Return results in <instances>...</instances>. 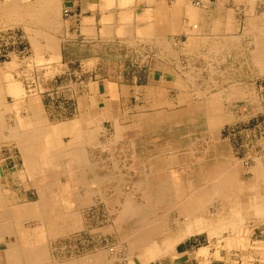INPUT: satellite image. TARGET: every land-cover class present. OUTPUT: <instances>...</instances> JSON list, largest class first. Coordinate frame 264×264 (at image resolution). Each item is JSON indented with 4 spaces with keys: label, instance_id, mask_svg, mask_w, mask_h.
I'll list each match as a JSON object with an SVG mask.
<instances>
[{
    "label": "rangeland",
    "instance_id": "obj_1",
    "mask_svg": "<svg viewBox=\"0 0 264 264\" xmlns=\"http://www.w3.org/2000/svg\"><path fill=\"white\" fill-rule=\"evenodd\" d=\"M6 7L7 5H0V9ZM237 17L239 20L228 22L234 28L229 32L224 31V44L213 53L209 52L211 44L219 38L212 37L206 40L209 42L206 46L200 44L201 46L197 47H192L195 42L191 45L190 39L183 40L179 46H169L167 43L166 46H161L152 43L150 38H145L138 48L135 44L132 45L134 41L128 39L124 44L107 48L111 51L108 52L106 61L101 57V63L97 64L96 69H93V62L83 64L76 58L73 69L66 71L56 65L57 54L56 58H50L49 54L46 56L38 54L39 52L34 53L32 38L29 31L24 29V22L10 20L0 23V89H3L0 90V97L4 96L0 107V127L8 123L12 124V127L16 125L18 121L15 114L28 115L29 103L41 110L50 125L71 122L78 118L82 120L81 116L87 115L88 109L104 106V102L99 100L102 98L107 102V109L112 114L102 121L95 117L86 118V127L97 129V143L85 144V147H82L90 166L96 165L101 173L104 172L107 176L111 173L119 179L116 182L119 192L115 193L110 184L103 186V190L89 194L84 188L80 192L82 204L77 210L78 213L73 212L76 209L70 208L71 206L67 208L73 212L70 214L72 222H68L64 214L59 215L54 213L53 208L51 211L45 207L44 218L47 217L49 223L45 224L47 229L41 231L43 235L40 234L39 238L30 237L25 244L23 241L19 243H23L26 249L31 245L45 248L48 260L39 264H93L94 261L98 264H167L165 261L175 255V246L188 239L196 245L192 251L193 255L190 254L193 257L191 264H264V219L260 218V215L247 216L240 225H236L231 213L226 210L224 222L227 227L222 231V236H218L211 235L209 230L218 229L222 225L219 217L213 213L216 207L214 205L207 208L202 216L206 218V228L191 233L186 229L189 224L185 226L182 216L169 212L166 220L167 232L153 240L157 248L149 246L143 251L132 248L126 235H123L126 231L122 228L131 223V216L123 214L128 196L132 197L129 198L130 204L136 203L138 208L147 202L142 193L132 192L135 190L137 175L140 174L139 177L144 173L141 166H138L139 170L137 167L133 168L134 149L130 141L136 131L133 126L134 118L156 111H181L200 98L214 99L218 105V114L227 118L220 128L219 138L227 143L232 159L238 162L242 169L240 181L245 185H254L251 191L262 201L264 189L259 187L263 186L264 179L262 176L258 179L252 168L256 160H264V63L261 65L254 62L253 52L260 48L256 43L262 38L256 35L261 34L258 29L264 30V15L260 16L258 23L255 17H251L247 12ZM61 25L64 24L59 21L58 33L63 29ZM53 32L56 34L57 31H51V34ZM216 33L219 34V31ZM199 39L200 43L204 40ZM197 48L199 49L195 52ZM35 55L38 59L46 57L42 63H38L39 61L33 59ZM123 66L124 68H121ZM99 75H106L117 81L122 78V81L129 84L128 97H97L98 100H95L96 97H84L92 92L93 87L89 83L91 80L96 81L95 76ZM136 81L138 84L134 85ZM9 82L21 84L24 88L21 97H26L23 101L27 103L26 106L18 100H22L19 95L16 99L14 95L11 97V94L4 92ZM112 86L113 89L120 88ZM9 106L13 109L5 112L4 107L6 110ZM4 129L5 127L0 129V136L4 138V141L0 142L1 189L16 202L38 201V189L33 185L31 177L23 171L25 167L20 150L16 143L5 142L9 133ZM118 131H125V134H119ZM127 136L132 137L129 139ZM62 139V144L69 142L68 137ZM209 141L208 136L194 137L189 142L188 149L194 150L190 157H202ZM54 168L52 175L56 182L55 193L59 198H66L69 194L65 193L62 187H75L76 183L67 182L68 176L60 172L61 168ZM175 170L179 174L180 169ZM36 177L43 178L44 175ZM195 224L193 220L192 225ZM23 225L32 230L38 226V221L27 220ZM219 232L220 229L218 234ZM242 235L247 237L243 238ZM227 237L233 238L232 246L227 245ZM257 244H261L262 248H256ZM204 247H209V253H215L212 259L207 260L209 253H197ZM0 264H7V238L4 235L0 236Z\"/></svg>",
    "mask_w": 264,
    "mask_h": 264
},
{
    "label": "bare ground",
    "instance_id": "obj_2",
    "mask_svg": "<svg viewBox=\"0 0 264 264\" xmlns=\"http://www.w3.org/2000/svg\"><path fill=\"white\" fill-rule=\"evenodd\" d=\"M21 2L22 0H7L5 2L3 0L0 5H7V7L4 10L0 9V19L5 16L4 14H9V17L21 14L23 9H25H22ZM47 8L51 12V6ZM30 9L33 11H29ZM30 9L25 12L36 17L38 8L31 7ZM52 12L55 13L54 11ZM53 13L49 14L47 17L48 21L44 22L48 30L50 27L54 28L59 23L57 15L55 14V16ZM151 27L150 25L148 29ZM48 30L41 33L45 38L47 37L48 43L46 49H50V58H56L54 39L52 36H48ZM216 30L215 27V32ZM198 31L199 23L198 21H193L192 34L195 37L190 38V44L192 45L194 42L195 44L192 47L206 46L209 43L207 41L212 39L203 37L204 40L200 43L199 38L201 37L196 36ZM144 33L146 34V32ZM149 36H151V33ZM261 38L257 40L256 44L260 48L257 52H253L255 54L253 59L254 62H259L262 65L264 63V37ZM150 39L152 40V38ZM157 41L158 43L156 44L166 46V41ZM211 45L212 48L209 52L213 53L214 50H219L222 42L216 39ZM36 49L39 52L38 54L43 53L38 47ZM198 49H195V52ZM42 57L43 59H38L35 55L33 59L36 62L39 61L38 63H42L46 56ZM4 92L11 94V97L14 95L16 99L18 97L21 98L22 100H18L22 102L23 106H26L25 104L27 103L23 102L26 97H21L24 94V88L21 84L9 82ZM3 99L4 96L0 97V107ZM9 107L6 110L4 107V111L7 112V110L11 111L13 109ZM27 107L28 112H30L28 115L15 114V118L18 121L16 125L12 127V124L8 123V125L4 124L1 126L0 129L5 127L9 133L5 142L17 144L24 161L25 168L23 171L31 177L30 179L38 189L40 197L35 202H16L11 195L3 192L0 186V236L4 235L7 238V264H39L47 262L48 258L46 257L44 247L38 248L35 247L36 245H31L30 248L26 249L23 246L30 237V239L32 237L39 238L41 231L43 232L47 229L45 224L49 223V221H47L46 216L44 218V213H46L45 207L50 208L51 211L53 208L55 210L54 213L59 215L64 214L65 218L70 222L72 219L70 214L73 212L78 213L77 210L81 207L80 192L84 188L89 194L96 190H103L107 184H110L115 193L119 192V185L116 184L119 179L114 174L109 173V176H107L104 172L101 173L97 170L96 165L90 166L86 161V152L82 147L85 144L93 145L97 143L95 137L97 129H88L85 120L86 118L91 119L95 117L102 121L107 116L111 117L112 114L107 109V103L102 107L97 106L93 109H88L86 111L87 115L81 116L82 120L78 118L71 122L67 121L57 125H50L51 123L49 124L46 116L36 105L29 103ZM217 109L218 105L214 99L206 100L200 98L197 101L191 102L187 108L181 111L171 113L156 111L153 114L139 115L134 118V130L136 128L133 134L134 137H127L129 139L132 137L130 143L132 142L134 149L133 168L141 166L144 169V173L139 177L138 175L140 174L137 175L135 190H132V192L142 193L147 202L141 208H138L136 203L134 205L130 204L129 198L132 197L128 196L127 203H125L123 214L131 216V223L122 226L123 230L126 231L123 235H126L132 248H138V251H143V249L149 246L156 247L153 240L160 234L167 232L166 220L169 212H175L179 216H182L186 224L185 226L189 224V227H186V229L191 233L194 230L198 231L206 228V218L202 216L207 208H211L214 205L216 207L213 213L219 217V221L222 223L221 227L218 228L221 232L218 234V229L214 230L213 228H209V230L211 235L216 234L218 236H222V231L227 227V224L224 222L226 210H229L228 212L231 213L236 225H240L247 216L260 215V218L264 219V199L262 198L264 195L261 197L262 201L258 200L259 198L256 193L251 191L254 185H245L240 181L239 176L242 169L239 163L232 159L227 143L221 141L219 138L220 128L227 121V118L221 114L219 115ZM130 132L132 133V131ZM117 133L125 134V131H118ZM0 135L2 134L0 133ZM196 136H204V138L208 136L210 141L202 157L196 156V158H192L190 157V153L194 150L188 149L190 147L189 142ZM2 137L0 136V142L4 141ZM62 137H68L69 142L62 144L64 142ZM57 166L61 168L60 172H64L68 176L66 178L67 182L73 181L76 183L75 187L70 185L62 187L64 192L69 194L66 198H59L55 193L56 182L53 177V171L55 170L52 168ZM176 168L180 169L179 174L175 170ZM252 171L258 179L261 176L264 179V160H256ZM39 175H44V177H36ZM23 179L25 181V178ZM259 188L264 189V184ZM69 206L76 210L72 212L70 209H67ZM66 213H69V215H66ZM31 219L38 221V226L35 229L29 230L23 224ZM193 220L196 223L195 225H192ZM242 237L246 238L247 236L242 235ZM225 239L227 245H233L234 240L232 237ZM42 240L44 241L43 237ZM21 241L24 244L19 245ZM257 245L256 248H262L261 244ZM152 251L154 252L155 249H152ZM208 252V247H204L200 248L197 253L208 254ZM95 262L97 261H94L93 264Z\"/></svg>",
    "mask_w": 264,
    "mask_h": 264
},
{
    "label": "crops",
    "instance_id": "obj_3",
    "mask_svg": "<svg viewBox=\"0 0 264 264\" xmlns=\"http://www.w3.org/2000/svg\"><path fill=\"white\" fill-rule=\"evenodd\" d=\"M48 6H51V12ZM21 7L25 8L21 14L10 17L9 14H4L0 22L6 23L10 20L24 22V29L29 31V36L32 38L30 42L34 53L38 52L36 49L38 47L43 52L41 54L46 56L49 54L50 49H46L47 37L45 38L41 33L48 30L44 22L48 21L49 14L54 11L53 14L57 15L58 22H63L64 25H61L63 29L59 33L60 27L57 25L49 28L48 36L54 39L56 65L64 71L73 69L76 58L83 64L93 62L95 65L93 69H96L97 64L101 63V57L104 62L106 61L108 52L111 51L107 48L124 44L128 39L134 41L132 45L135 44L136 48L143 44L144 38L148 37L152 38V43L164 40L167 45L170 44L169 46H179L183 40L195 37L192 34L193 21L199 23L197 37H214L223 42L224 31L229 32L234 28L228 22L239 20L238 15H245L247 12L251 17H255L257 23L260 16L264 15V0H52L51 4L50 0H24L21 2ZM31 7L38 8L36 17L25 12ZM150 25L152 27L148 29ZM215 27L219 34L215 32ZM55 30L56 34L54 32L51 34V31ZM258 32L262 35L256 36L264 37V30L258 29ZM128 53L133 52L128 51ZM104 67L107 69L106 66ZM95 78L96 81L91 80L89 83L93 87L92 92L84 97H96L95 100H98L97 97H106V99L128 97L129 84L122 81V78L118 81L106 75ZM137 84L136 81L134 85ZM112 85L120 88L113 89ZM99 100L105 104L104 98ZM195 246L190 243V239L178 243L174 249V257L165 262L191 264ZM214 254L209 253L207 260L212 259Z\"/></svg>",
    "mask_w": 264,
    "mask_h": 264
}]
</instances>
